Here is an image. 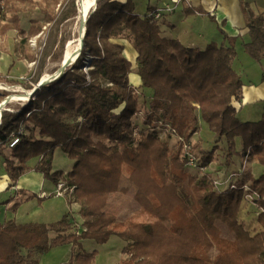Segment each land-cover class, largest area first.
I'll return each mask as SVG.
<instances>
[{
	"label": "trees",
	"instance_id": "16d2710c",
	"mask_svg": "<svg viewBox=\"0 0 264 264\" xmlns=\"http://www.w3.org/2000/svg\"><path fill=\"white\" fill-rule=\"evenodd\" d=\"M1 1L0 34L16 28L20 52L34 61L29 38L57 20L65 0ZM241 4L251 36L246 53L261 61L264 17ZM36 8L42 20L21 26L20 12ZM156 14L151 7L138 13L130 2L97 0L75 63L28 102L2 111L0 158L12 184L30 170L55 183L65 177L76 186L68 198L80 204L82 222L71 213L53 227L0 218V264H39L65 244L74 252L61 264H96L97 250L86 251L81 240L105 244L112 236L127 243L128 257L116 264H264V110L257 121L239 118L244 79L234 67L237 38L223 32L227 44L188 46L167 37L165 15ZM127 45L136 53L135 69ZM133 72L141 78L138 87L131 85ZM9 94L0 90V103ZM195 134L197 174L187 168L183 141ZM172 137L180 138L175 148ZM57 148L74 161L67 173L54 170ZM253 164L262 167L259 176ZM124 173L152 220L125 225L104 211ZM169 180L174 187H167Z\"/></svg>",
	"mask_w": 264,
	"mask_h": 264
},
{
	"label": "crops",
	"instance_id": "0c3cea01",
	"mask_svg": "<svg viewBox=\"0 0 264 264\" xmlns=\"http://www.w3.org/2000/svg\"><path fill=\"white\" fill-rule=\"evenodd\" d=\"M119 1L130 2L138 13H146L148 7H151L159 15H165L164 34L170 39L177 38L188 46L205 48L212 41L219 44H227L228 42L225 40L223 32L229 36L236 37L238 56L234 61V67L243 75L244 79L240 102L241 111H245V119L257 121L261 118L264 110V59L258 61L246 53L244 45L246 42L251 41V36L246 26L241 0ZM245 1L249 3L252 11L264 17V0ZM198 7L204 8L208 13L197 11ZM188 10L193 12L190 13ZM24 26L28 27L29 22ZM15 40L16 38L13 36L7 37V41L11 44L15 43ZM125 54L132 60L133 68H137L136 53L130 45L126 46ZM13 61L8 64L6 57H4V52L0 51V71L6 70L7 72L10 69L9 65H12L11 69L13 71L16 70L18 74L21 73V70L19 71L20 65L13 64ZM13 77L17 78L18 76ZM129 78L131 85L135 87L141 85V78L137 73H131ZM34 163L35 161L33 160L31 164L34 165ZM72 166L73 164L63 171L65 173L68 172ZM252 167L254 173L259 176L262 172V167L257 164H253ZM54 170H56L55 167ZM55 189V182L46 179L43 174L34 170L27 171L19 178L16 184H12L4 168L2 158H0V218L2 221L14 218L20 224L38 222L47 224L48 227H53L63 216L72 214L73 210L69 207L74 203L77 204L75 201L69 202V198L66 199V203L63 199H50L51 197L53 198ZM32 194H36V196L28 198ZM50 200H54V203H50ZM16 203H20V206L14 211L13 205ZM41 203L44 204L45 213L38 218L37 215L39 213L35 208L39 207ZM32 210L36 213L35 215H33ZM79 210L80 204L78 205ZM72 216L76 217L74 214ZM56 235L57 232L55 230L50 231L51 238ZM116 237L112 236L109 242L104 245L92 239H83L81 244L88 252L97 250L101 253L97 255L96 264H116L120 256H122V249L126 245L124 239L117 241L119 239H116ZM65 246L70 250V257L65 258L67 259L66 262H68L74 248L70 244Z\"/></svg>",
	"mask_w": 264,
	"mask_h": 264
},
{
	"label": "rangeland",
	"instance_id": "374dc122",
	"mask_svg": "<svg viewBox=\"0 0 264 264\" xmlns=\"http://www.w3.org/2000/svg\"><path fill=\"white\" fill-rule=\"evenodd\" d=\"M81 1L82 0L61 1L56 8V11L58 13L57 20L52 23L44 24L43 30L39 34L29 38L28 40L29 47L32 53L36 57L34 61H31L28 58L23 57L22 53L20 52L19 47L22 36L18 33V30L16 28L11 29L13 32L8 31L6 35L0 34V51L4 52V57H6L7 63L8 64L12 63L11 61L14 60L13 64H18L21 67L19 69V71L21 70V73L19 74L16 70L13 71V69H11V67H13L12 65H9L10 69L7 70V72L6 70L0 71V74L2 75V77H0L1 91H9L10 94L8 96L17 93L22 94L23 90L31 91L32 89L27 88L26 87L27 85H32L33 88H35V86L39 83V81L42 79V77L45 74H52L53 72H55V70L58 69L61 59L63 58V55L65 53L67 42L71 39L77 38L78 35L80 34L79 31L82 24L80 18L78 17H79V9H80ZM2 5H3V1L0 2V9H2ZM41 17L42 16L39 8L22 11L20 12L21 26H24L25 24H27V22L31 20L39 19L41 21L42 20ZM11 36L16 38L15 43L11 44L9 41H7V37H11ZM10 53H12L11 56H9ZM90 68L91 67L89 66V63L84 66V70L86 71L89 70ZM13 76H18V77L16 78ZM28 100H11L9 103H11L13 106L16 107V106H20L21 104H24L25 102H28ZM244 114L245 111L239 112V118H241L242 120H248L244 118ZM161 135L164 137V134ZM196 137L197 134L191 137L190 141L189 139L183 140L185 151L188 152L187 151L188 149L190 152H192V155L194 153L193 145L196 141ZM178 139L180 138L179 137L170 138L169 142L172 148H175L177 146ZM193 157L197 161V157L196 156ZM73 163L74 161L67 156L66 152L64 153L62 148L56 149L54 156V167L56 170L68 169ZM213 165L214 164H211V166ZM187 168L192 173L197 172L196 165L195 166L189 165L187 162ZM200 171H203V168H201ZM59 180H64L67 182V179L65 177H62ZM174 186L175 183L172 180H169L167 187H174ZM137 191H138L137 187L128 179L127 174L124 173L121 177L119 190L117 192H113L110 195H108L109 197L107 200V206L105 207L104 211L106 212L109 211V213L116 215L119 218V220L125 225L132 222L137 223V221L152 220L150 214L146 212L136 202L134 197ZM74 193L75 190L73 192H68L65 196H57L55 195V191H54L53 193L54 196L53 198L51 197L50 199H63L66 203V199L68 197H73ZM50 201H51L50 203H54V200H50ZM78 205L79 203L77 202V204L74 203L69 208H72L73 210L72 214H74L78 218V220L81 221L82 218L79 215ZM35 209H37V212L39 213V215H37L38 218L44 215L45 213L44 204L41 203L39 207H36ZM33 210H32L33 215H35L36 213ZM167 224L170 225L171 222L168 221ZM225 234L227 235L228 233L225 232ZM116 239H119L117 241H122L121 238L118 236L116 237ZM65 245H61L63 247L61 246L54 247L49 252L44 253L40 258L39 264H61L66 262L67 259L65 258L70 257V250H68V248ZM123 250L124 249H122V256H120L118 262L128 257L126 253H123ZM96 252L99 255L101 254L98 251Z\"/></svg>",
	"mask_w": 264,
	"mask_h": 264
},
{
	"label": "bare ground",
	"instance_id": "6f19581e",
	"mask_svg": "<svg viewBox=\"0 0 264 264\" xmlns=\"http://www.w3.org/2000/svg\"><path fill=\"white\" fill-rule=\"evenodd\" d=\"M95 1L96 0H82L81 4H80V9H79V17L81 24L84 21L85 18H88V15L90 14V12L92 11V9L95 7ZM80 34L78 35L77 38L71 39L67 42L66 45V50L65 53L63 55V58L61 59L60 65L59 67H61V65L64 62H70L75 60V58L79 55L80 50H81V28H80ZM58 67V68H59ZM50 77V74H45L42 79L43 80H47ZM1 85V84H0ZM23 93H17V94H12L11 97L13 100H28L29 99V94H30V90H23Z\"/></svg>",
	"mask_w": 264,
	"mask_h": 264
},
{
	"label": "water",
	"instance_id": "95a60500",
	"mask_svg": "<svg viewBox=\"0 0 264 264\" xmlns=\"http://www.w3.org/2000/svg\"><path fill=\"white\" fill-rule=\"evenodd\" d=\"M96 5H97V0L95 1V7L93 8V10H95L96 8ZM86 23H87V18L84 19V21L82 22V25H81V40H82V45H81V50L83 48V45H84V35H85V26H86ZM81 50H80V53H81ZM79 53V55H80ZM79 55L75 58V60L73 61H70V62H64L61 67H59L55 72H53L52 74H50V77L47 79V80H43L41 79L39 81V83L35 86V88H33L29 94V98L32 96V94L40 87L42 86L43 84H46L48 82H51L53 80H55L56 78H58L64 71L67 67L71 66L75 61L76 59L79 57ZM13 100L11 96H6L5 99L0 103V119H1V116H2V111L5 109V106L11 101Z\"/></svg>",
	"mask_w": 264,
	"mask_h": 264
},
{
	"label": "built area",
	"instance_id": "2783aa9c",
	"mask_svg": "<svg viewBox=\"0 0 264 264\" xmlns=\"http://www.w3.org/2000/svg\"><path fill=\"white\" fill-rule=\"evenodd\" d=\"M156 16L158 17L159 16V13L157 12ZM191 148V147H190ZM187 154H188V164L189 165H193L195 166L196 164V159L193 157L192 155V152H190L188 149H187ZM204 170L206 169V167H202ZM231 176H234V174H231ZM216 185L220 184L219 181H216L215 182ZM76 189V186L75 185H70L68 184V182L64 181V180H59L56 184V190H55V195L57 196H65L68 192H73L74 190ZM249 188L246 187V190H248Z\"/></svg>",
	"mask_w": 264,
	"mask_h": 264
}]
</instances>
